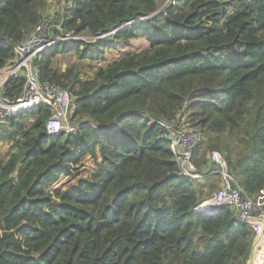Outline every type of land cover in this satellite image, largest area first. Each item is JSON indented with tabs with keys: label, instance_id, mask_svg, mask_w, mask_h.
<instances>
[{
	"label": "trees",
	"instance_id": "obj_1",
	"mask_svg": "<svg viewBox=\"0 0 264 264\" xmlns=\"http://www.w3.org/2000/svg\"><path fill=\"white\" fill-rule=\"evenodd\" d=\"M64 2L57 17L63 34L104 39L55 44L34 60L40 83L73 97L75 133L48 139L50 110L41 106L0 122V143L9 145L0 160V264H248L253 223L228 207L199 208L221 178L178 177L158 121L184 120L202 136L197 167L209 166L196 159L202 146L217 151L235 185L258 196L264 0ZM46 6L0 0V70ZM138 39L147 47L134 51ZM116 48L117 57L104 56ZM71 50L98 64L90 77L53 67L56 55ZM22 86L12 77L4 94L16 97Z\"/></svg>",
	"mask_w": 264,
	"mask_h": 264
},
{
	"label": "built area",
	"instance_id": "obj_2",
	"mask_svg": "<svg viewBox=\"0 0 264 264\" xmlns=\"http://www.w3.org/2000/svg\"><path fill=\"white\" fill-rule=\"evenodd\" d=\"M51 21H54V18L45 15L37 27L26 33L23 40L13 47L14 59L9 63L8 69L5 72L0 71V122L5 118L15 117L24 110L39 106L47 108L50 110L45 123V135L48 139L67 136L78 129L77 123L71 121L69 123L74 102L70 92L50 82L40 83L34 64V60L56 42L67 40L68 37L69 40H76L69 33L63 34L60 29L57 31L63 36L58 38L54 37V29H51L52 33H47V26ZM12 77H20L23 80V86L16 97L6 96L3 90L6 82ZM158 125L163 130L169 150L175 159L178 177L199 182L208 175L219 174L221 178L219 189L199 208L211 213L219 208L228 207L233 210L238 221L253 223L256 231L252 251L254 254L258 236L264 243V188L258 196L248 197L235 185L223 155L214 150L209 154V166L204 169L198 168L193 159L202 136L184 125L183 120L176 125L169 121H158ZM252 262L251 255L248 264Z\"/></svg>",
	"mask_w": 264,
	"mask_h": 264
},
{
	"label": "rangeland",
	"instance_id": "obj_3",
	"mask_svg": "<svg viewBox=\"0 0 264 264\" xmlns=\"http://www.w3.org/2000/svg\"><path fill=\"white\" fill-rule=\"evenodd\" d=\"M64 6H65L64 0H47V6L42 12V18L45 15H47V16L50 15L52 18L56 19V20L54 19V21H51L48 24L47 33H52L51 29L59 30L61 28L60 22L58 21L57 17L61 16L62 8ZM163 8H164V4L161 5L155 13L161 11ZM59 31H61V30H59ZM60 36H63V34L59 33L58 35H56L54 37L58 38ZM72 36H74V35H72ZM74 37L76 40H69L70 37H68L67 40H64L61 42H56L55 44L57 45L59 43H62V44L66 43V44H68L67 46H72L73 44L78 43V42H84L86 44H90V43L98 42V41H101L102 39H104L103 38L104 36L92 37V36H88L86 34H84L82 36H74ZM107 42L114 44V42H112L111 40H107ZM130 45L134 51L142 50V49L147 47L146 42L142 39L131 41ZM78 50L84 51L85 49L80 47ZM119 54H120V51L118 48H116L114 50H107V49L104 50V56H106L108 59L117 57ZM9 66L10 65L8 64L7 67H5L3 70H0V71L5 72ZM97 66H98V64L91 63V62H88L87 60L80 59L78 57V55L76 54L75 50H71L68 53H60L53 58V67L57 71L67 72L68 69H71L73 71V73L76 74V76L79 79H86L87 77H90L94 68ZM183 122H184V120H183ZM69 123H71L70 120H69ZM172 124L176 125V124H178V121L176 120V121L172 122ZM204 147L205 146H202L201 150H199L197 152L196 159H200L202 157L207 158V160L209 159V154L212 150L205 152ZM8 151H9V145L6 142H1L0 143V160H5L7 158V152ZM208 163H209V161H208ZM89 165H90V162L88 161L86 163L85 167L89 168ZM206 167H207V165H206ZM200 169H202V168H200Z\"/></svg>",
	"mask_w": 264,
	"mask_h": 264
},
{
	"label": "crops",
	"instance_id": "obj_4",
	"mask_svg": "<svg viewBox=\"0 0 264 264\" xmlns=\"http://www.w3.org/2000/svg\"><path fill=\"white\" fill-rule=\"evenodd\" d=\"M204 169V168H202ZM264 243L260 236L257 237L256 248L254 254L252 253V264H264Z\"/></svg>",
	"mask_w": 264,
	"mask_h": 264
}]
</instances>
